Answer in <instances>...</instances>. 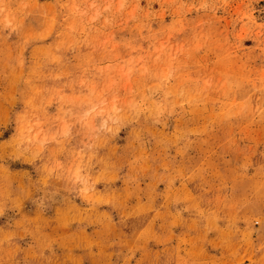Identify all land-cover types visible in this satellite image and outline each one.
<instances>
[{
  "label": "rangeland",
  "instance_id": "obj_1",
  "mask_svg": "<svg viewBox=\"0 0 264 264\" xmlns=\"http://www.w3.org/2000/svg\"><path fill=\"white\" fill-rule=\"evenodd\" d=\"M0 264H264V0H0Z\"/></svg>",
  "mask_w": 264,
  "mask_h": 264
}]
</instances>
